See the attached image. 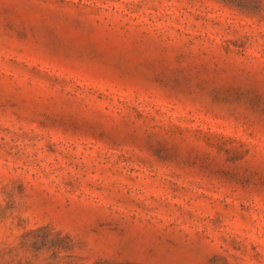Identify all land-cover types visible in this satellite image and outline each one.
I'll list each match as a JSON object with an SVG mask.
<instances>
[{"label":"rangeland","instance_id":"374dc122","mask_svg":"<svg viewBox=\"0 0 264 264\" xmlns=\"http://www.w3.org/2000/svg\"><path fill=\"white\" fill-rule=\"evenodd\" d=\"M0 264H264V0H0Z\"/></svg>","mask_w":264,"mask_h":264}]
</instances>
